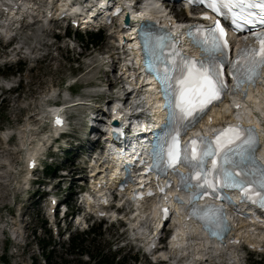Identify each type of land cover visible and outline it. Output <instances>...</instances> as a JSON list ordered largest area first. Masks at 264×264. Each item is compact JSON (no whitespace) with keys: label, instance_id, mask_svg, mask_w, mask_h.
Masks as SVG:
<instances>
[{"label":"rangeland","instance_id":"obj_1","mask_svg":"<svg viewBox=\"0 0 264 264\" xmlns=\"http://www.w3.org/2000/svg\"><path fill=\"white\" fill-rule=\"evenodd\" d=\"M52 26L53 23L49 27ZM69 33L68 40L65 41L59 35L43 29L41 24L25 27L19 42L14 41L13 44L14 46L22 44L23 49L20 52L24 51V48L36 50L26 57L13 49H5V46L0 45L5 49L4 53L0 51V264H31V259L34 258H36V264H43L40 262L39 252L36 249L38 240H46L43 236V229L40 228L43 221L46 222V227L51 229L55 244L64 241L68 232L79 231L74 220L68 218L62 222L58 221L55 216L54 226L49 225L50 212L46 208L45 200H40L38 197L42 189L35 184H29L28 181L26 183L24 173L26 155L18 152L22 136L20 132L24 128L33 130V135L29 136V141H32L33 145L41 137L50 134L45 124L47 116L45 113L50 110L48 108L50 104L62 103L60 96L56 98L52 95L63 94L67 90L68 83L76 81V84L68 89L73 96H82L84 93L92 92L96 90L94 88L96 85H99L98 90L113 87L111 82L114 81V73L108 72L110 66H101L102 61H107L104 56L109 53L116 54L113 48L115 44L113 38L104 35L98 47L94 48L85 46L84 43L81 44L75 35L72 36L71 31ZM45 44L51 45L44 47ZM45 53L48 54L44 55ZM16 59L21 60L17 65L13 63ZM5 62L9 66L1 67ZM15 71L19 72L17 76L14 75ZM9 85L17 86V89L10 91L8 90ZM47 98L51 101L48 102ZM70 110L76 114L77 120L74 122L78 127L76 131L79 132L83 123V117L80 114L85 111V106L77 105ZM4 133L8 136L3 137ZM67 148L66 152L60 149L49 161L50 169H47V179L43 181L49 184L57 183L54 191L58 192L59 199L68 197L70 212H76L77 207L82 212L83 204L70 200L73 192L76 191L73 182L79 177H81L80 182L86 178V173H77L81 165L78 160L83 161V158H87L86 151H83L80 157L79 151L82 149L73 148L72 143ZM60 167L64 169L63 172L70 170L75 177L69 175L61 181L60 173L56 172ZM99 220L93 218L94 225H97L96 222ZM131 220L132 216L128 221L131 222ZM105 221L107 222V220L101 221L96 228V233L100 235L89 247L90 254H92L93 247H98L106 255L113 254L115 250L120 249L117 256L124 257V264H132L133 258L130 257L132 255L136 257L135 264H152L139 247L142 245L143 238H138L136 232L131 231L130 226L126 224L127 220L125 225L118 222L108 224ZM64 227L68 229L63 231ZM54 250L56 251L54 264L87 262L86 256L78 260L68 255L65 256L58 246ZM235 252L239 257V264H264V255L261 253L252 254L245 250ZM222 259L227 260V257Z\"/></svg>","mask_w":264,"mask_h":264},{"label":"snow or ice","instance_id":"obj_2","mask_svg":"<svg viewBox=\"0 0 264 264\" xmlns=\"http://www.w3.org/2000/svg\"><path fill=\"white\" fill-rule=\"evenodd\" d=\"M206 6L217 15H222L226 10L232 14V19L237 24L240 22L244 24L253 23L254 21L250 19L252 13L247 12L245 14V12L247 9H259V22L264 24V0H207ZM204 18L208 19L209 17L205 16ZM210 32L213 47L224 59H214L208 62V67H205L202 63L198 69L191 66L189 62L186 68L181 69V75L177 78L175 84L168 85L179 98L178 102H174V107L179 108V113L173 111L172 118L177 121L185 132L189 126L195 127L196 123L200 119H203L207 111H210L209 105L214 101L220 100V93L226 87L224 81L221 79V65L227 63L224 49L228 45L227 41L223 39L226 33L220 26L219 20L216 22L215 29L210 30ZM217 32L219 35H216ZM256 40L261 45L260 49L242 48L239 58L232 64L233 70L229 75H232L237 80V88L245 80H252V75H249V73H254L255 66L258 65L264 68V35L257 36ZM207 42L208 38H205L204 43ZM258 56L259 59H257ZM241 61H243V66L241 65ZM249 64L252 67H248ZM165 79L167 81L171 78L166 77ZM241 132L244 133L243 136L240 135ZM251 133V129L226 128L223 132H217L215 138L212 140H206L201 137L198 153L195 148H190V145L185 144L182 150V157L175 135H170L171 146L167 147L166 151L169 161L168 166L174 167L177 163H184L193 170V177L197 179V183L192 184L191 179L193 177L178 174L183 190L188 191L191 188L199 190L192 194L191 203L194 204L199 196L206 194V189H211L213 193L217 194V198H220L219 187H239L241 192H244L246 186L252 183V181L248 180L250 172L247 167L248 163H255L253 156L255 141ZM221 137H226V139L221 140ZM191 144L196 145L197 141L193 140ZM243 144H246L247 147L241 151L239 145ZM217 157H219V163L217 162ZM209 160L212 162L211 168L206 167ZM193 161L195 163H192ZM260 187L264 188V170H261ZM224 199L227 200L228 197H224ZM176 200L179 203L180 197L177 196ZM253 202L255 203L256 201ZM260 206L264 207V198L261 199ZM197 211L193 207L191 215L196 216L198 219H203L205 227L215 235V228L223 225L222 217L214 216L209 220L203 212L197 215ZM212 211L220 213L221 209H212ZM209 224L212 225L211 228H209Z\"/></svg>","mask_w":264,"mask_h":264},{"label":"bare ground","instance_id":"obj_3","mask_svg":"<svg viewBox=\"0 0 264 264\" xmlns=\"http://www.w3.org/2000/svg\"><path fill=\"white\" fill-rule=\"evenodd\" d=\"M16 0H1L0 1V34L2 36H6L9 32V28L11 26L10 23H12L18 15H28L31 17V15H35L37 18L36 20L39 22L40 19H42V16L44 12L49 10L57 11V10H68L67 3L70 0H45L46 6H40V7H31L27 2L19 3L16 7ZM108 0H83L84 7L83 8H74L71 9L72 11H79L80 9L82 12H88L91 8H93L94 12H96V8H104L101 9V12H105L106 5H111L112 2H108ZM57 3L55 7L54 4ZM93 2V3H92ZM115 4H126V2H114ZM144 5L141 7L139 13L134 14L132 11L129 10V8H125L124 10L130 13V18L133 21H142L143 19H149V17H153L154 15H159L161 12H164L161 10L160 7L157 6V4L153 3L150 0H145ZM100 5V7L98 5ZM98 6V7H96ZM87 7H89L87 9ZM158 8V9H157ZM92 13V11H91ZM86 22H93L94 19L90 18L85 20ZM47 26H48V22ZM97 22H94L96 24ZM175 26V24H174ZM116 31L112 32L114 34V42H115V50H122V48L125 45L122 44V40H127V37L122 38V31ZM133 31V30H132ZM133 46L136 45V41L132 44ZM34 49L27 48L26 54L27 56L31 53H33ZM129 55V63L134 64V68L138 70L139 66V58L137 56L136 50L129 49L128 51ZM115 53V52H114ZM117 55V54H113ZM125 66L121 64L116 72H118L114 76V81L111 82V84H116L117 80H126L127 77L125 76ZM131 75H134L133 69H131ZM119 75V76H118ZM145 81V84L143 85V88L148 86V91L144 92V95L141 96V99H143L145 106L149 108V113H155L159 114L156 108V105L159 104V101L157 100L156 96L153 94V87L154 83L151 81V78L149 76H144L142 78ZM132 87L134 84H130ZM139 86L137 85L134 87V89L138 90ZM141 87V85H140ZM152 92V93H150ZM48 99V98H47ZM138 100V98L136 99ZM43 102V101H42ZM137 102V101H136ZM235 103L239 104V109L236 110V117L238 119L242 118L244 115V112L248 113H256L260 117H264V88L255 89L253 93L248 92V94L245 96L244 100L241 101H235ZM46 104V103H44ZM43 105V104H42ZM153 105V107H151ZM151 108V109H150ZM227 111V110H226ZM53 114H55V111H52ZM46 119H48L50 113H45ZM259 116L255 115L253 117L255 122L259 123ZM154 119H157V115L153 117ZM224 119V111L217 112L213 115L212 121L215 123L218 120ZM157 121V120H156ZM27 127V126H26ZM30 129V128H29ZM28 128H24L20 133L22 135L20 137V147L18 148L19 154H25V158L28 160L34 153L43 146L42 144L47 140V136L41 137L38 139L34 145L32 144V141H29V136L32 134V129L29 130ZM200 129V128H199ZM194 131L193 133H197L199 131ZM262 131L264 132V122L262 126ZM33 135V134H32ZM3 137H7V134H3ZM32 147H30V146ZM264 156V142L262 144V154L261 157ZM264 162V161H263ZM118 170V169H117ZM98 174V173H96ZM69 175L72 176V172L70 170L66 174L68 177ZM88 179L90 180V188L93 189L98 183H101L104 181V185L102 188H95V191H100L103 193V191H107L108 187L110 186V183H113L114 178L112 177V173L107 172L106 173V179L102 177L95 178L92 170H88ZM112 177V178H111ZM63 179V178H62ZM103 180V181H102ZM57 185V184H56ZM99 192V193H100ZM91 200H89V197H86L85 204L89 211L94 210V206L90 205ZM136 205H134V215L132 216L131 222L128 221V225L131 231H135L138 235V238H143L144 245L148 246L150 243H152L155 238L153 237L155 234H157L156 229L152 233V235L148 236L146 234V228L149 223H152L151 215L149 214L148 210L146 209V202L140 203L135 202ZM102 212V210H101ZM245 219H231V221L235 222V226L237 229H241V232L238 233V235L234 236L233 240H238L239 242H244L248 245H251L252 247L256 246L257 249L260 251H264V229L258 230L254 227L253 220H251L248 217H244ZM171 228H174V234L173 237L170 239L168 244V251L160 252V258L166 259L168 262L170 261L171 264H219L220 258L227 257L228 262H231V264H238V259L235 254H233V246H229L227 242H225V246H221L218 248L216 245V242L212 239H208L205 234H203L200 231L199 226L192 220V219H186L185 216H182L180 218H172L171 219ZM162 231V229H161ZM258 233L260 236H255V234ZM251 239V240H250ZM215 260V262H213Z\"/></svg>","mask_w":264,"mask_h":264},{"label":"trees","instance_id":"obj_4","mask_svg":"<svg viewBox=\"0 0 264 264\" xmlns=\"http://www.w3.org/2000/svg\"><path fill=\"white\" fill-rule=\"evenodd\" d=\"M68 35V33H67ZM77 40L85 46L88 47H98L102 41V35L100 33H86L85 36L80 34H75ZM50 169V168H47ZM52 170V169H51ZM47 172V171H46ZM43 229V236L46 240H38L36 243V249L38 250L40 262L43 264H54L53 260L56 258V251L54 248L58 246L60 251L64 252V255H68L71 258L78 259L86 256L87 262L80 264H124V257H118V251L113 254H104L103 251L99 250L98 247H93L92 254H90L89 247L95 240V238L100 235L96 233L95 228L89 229L87 232L77 233L69 235L66 237L65 242L55 244L52 240L50 232L42 225L40 227ZM88 246V248H87ZM61 259V257H59ZM35 259H31V264H36ZM134 259V258H133ZM62 260V259H61ZM73 260V259H72ZM65 263V260H64Z\"/></svg>","mask_w":264,"mask_h":264},{"label":"water","instance_id":"obj_5","mask_svg":"<svg viewBox=\"0 0 264 264\" xmlns=\"http://www.w3.org/2000/svg\"><path fill=\"white\" fill-rule=\"evenodd\" d=\"M126 21H127V18L124 19V23H126Z\"/></svg>","mask_w":264,"mask_h":264}]
</instances>
